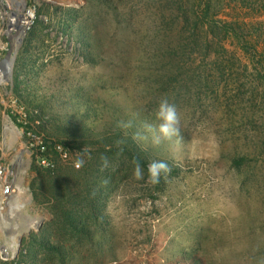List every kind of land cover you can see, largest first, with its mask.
<instances>
[{
    "label": "rangeland",
    "instance_id": "obj_1",
    "mask_svg": "<svg viewBox=\"0 0 264 264\" xmlns=\"http://www.w3.org/2000/svg\"><path fill=\"white\" fill-rule=\"evenodd\" d=\"M8 1L17 13L33 16L22 20L25 34L19 41L12 33L11 83L9 89L0 85V264H59L46 244L69 252L61 257L71 264L74 259L79 264H264V113L252 78L225 73L218 83L206 80L201 88L186 76L178 90L157 91L137 34L147 20L144 0L91 2L92 10L110 2L124 15L133 12L134 31L117 27L111 12H94L91 30L84 32L92 47L96 41L102 46L94 54L118 55L116 68L86 64L79 54L78 26L69 14L87 0H75V6L25 0L26 10L19 5L24 0ZM2 30L0 60L7 58L10 45ZM111 83L121 89L98 92L117 118L128 115L120 102L130 98L144 111L152 101L158 109L165 99L177 108L182 134L153 145L156 127L143 135L151 161H164L170 169L157 184L148 177L136 180L134 166L120 154L91 161L65 148L43 121L44 113L73 118L72 111L67 117L65 102L82 108L99 98L97 87ZM152 115L147 127L156 122ZM29 134L46 142L50 166L29 149ZM58 146L67 151L66 158ZM78 158L84 160L79 169ZM116 172L125 173L114 181ZM13 182L15 195L2 196V188H13ZM85 217L89 223L83 225ZM73 219L91 231V241L76 234Z\"/></svg>",
    "mask_w": 264,
    "mask_h": 264
},
{
    "label": "trees",
    "instance_id": "obj_2",
    "mask_svg": "<svg viewBox=\"0 0 264 264\" xmlns=\"http://www.w3.org/2000/svg\"><path fill=\"white\" fill-rule=\"evenodd\" d=\"M92 1L94 0H87L84 7L69 14L72 22L78 26L79 54L86 64L119 67L118 55L101 57L97 52L94 54L92 50L98 51L102 46L96 41L92 47L84 37V32L91 30L89 21L94 12L99 13V16L111 12L117 27L123 26L124 30L134 31L136 26L131 22L133 12L124 15L122 10L110 2L105 9L97 6V9L92 10ZM97 1L99 5L106 2ZM143 8L147 20L142 28H138L137 34L139 43L145 50V58L142 57V60L157 91L178 90L186 82V76L191 77L199 86L202 82L206 83V80L214 85L225 73H242L246 78H252L253 81H249L254 82L256 101L264 113V0H144ZM141 29L142 32L139 33ZM191 70H202L208 75L204 77L201 72L189 76ZM215 87L216 85L209 88L214 90ZM118 89H121L118 84H102L97 87L99 98L91 100L90 104L77 108L68 102L64 103L67 117L69 111H72L73 118L44 113L43 121L49 123V131L54 133L53 136L51 134L52 138L65 148L86 154L91 161L117 154L124 156L132 166L134 160H139L144 169V178H147L148 164L153 156L143 148V135L149 130L146 122L152 113L156 122L152 121L151 126L158 127V109L152 101L145 106L144 111L137 101L130 98L129 103L120 102V105L127 106L125 113L128 112V115L117 118L110 114L111 107H108L107 100H100V94ZM99 90L102 92H98ZM85 100H89V97ZM103 120L105 123L98 129ZM129 124L130 127L126 126ZM96 128L98 130L93 133ZM138 133L139 138H136ZM179 134H182L180 128ZM149 144L153 145L152 140ZM89 165L87 163L85 166ZM120 173L125 172L112 175L114 181ZM93 177L89 178V182H92ZM106 179L107 175L101 177V181ZM71 222L74 225L76 219ZM86 222L89 223V220L85 217L81 223L86 225ZM74 226L76 234L87 237L89 241L93 239L86 226ZM43 247L62 260L59 264H71L61 257L69 252L60 245L46 244ZM74 260L75 264H79L78 259ZM21 262L22 260H18L17 264Z\"/></svg>",
    "mask_w": 264,
    "mask_h": 264
},
{
    "label": "clouds",
    "instance_id": "obj_3",
    "mask_svg": "<svg viewBox=\"0 0 264 264\" xmlns=\"http://www.w3.org/2000/svg\"><path fill=\"white\" fill-rule=\"evenodd\" d=\"M156 118L160 121L158 127L156 128V132H158V135H155L153 137V143H159L161 138L163 139H171L173 136L177 135L179 132V123L180 118L177 111V108L174 104L169 103L166 99L162 100L159 104ZM126 126H131L126 125ZM149 130H152V126H148ZM139 138V133L137 134V137ZM84 151V149H83ZM84 164V160L82 158H78L75 162V166L77 168L82 167ZM107 164V161L105 160V166ZM134 168H133V177L136 180H141L144 178V169L142 164L139 160L133 161ZM148 182L152 184H157L160 181L161 174L168 173L170 171L168 165L164 161H157L153 160L148 164Z\"/></svg>",
    "mask_w": 264,
    "mask_h": 264
},
{
    "label": "flooded vegetation",
    "instance_id": "obj_4",
    "mask_svg": "<svg viewBox=\"0 0 264 264\" xmlns=\"http://www.w3.org/2000/svg\"><path fill=\"white\" fill-rule=\"evenodd\" d=\"M19 5L22 7L23 10H26V8L28 7V3L25 0L20 1ZM6 12L7 13H5L4 17L0 14V27L2 26L3 28V38L5 37L7 42L10 43V45H8V48L6 49V55H8L9 53L14 54L15 51L11 43V40L13 39L12 33L15 34V39L17 41H19L20 37L24 36L25 28L22 26L26 25V23L22 20L27 19L28 16L26 15V13H17L16 10L9 8L6 9Z\"/></svg>",
    "mask_w": 264,
    "mask_h": 264
},
{
    "label": "built area",
    "instance_id": "obj_5",
    "mask_svg": "<svg viewBox=\"0 0 264 264\" xmlns=\"http://www.w3.org/2000/svg\"><path fill=\"white\" fill-rule=\"evenodd\" d=\"M29 135L31 137L29 140V149L32 152L37 153V155L41 156L40 161L44 166H47V167L50 166L51 165L50 160L47 157H45V155H44L47 152V144L44 141V139L37 137V136H34V135H31V134H29ZM57 150L60 152L62 157L66 158L68 156L67 151L64 150L63 148H61L60 146L57 147ZM77 169H79V168H77ZM2 176H3V169H2V166L0 165V180L2 179ZM12 191H14V190H13V188H11L10 185H5L2 188L1 194H2V196L5 197V196L10 195L12 193Z\"/></svg>",
    "mask_w": 264,
    "mask_h": 264
},
{
    "label": "water",
    "instance_id": "obj_6",
    "mask_svg": "<svg viewBox=\"0 0 264 264\" xmlns=\"http://www.w3.org/2000/svg\"><path fill=\"white\" fill-rule=\"evenodd\" d=\"M85 0H82V3H84ZM61 4L67 5V6H75L77 5L75 3V0H61ZM81 3V4H82ZM5 8H9L8 4H5ZM13 10H16V8H13ZM17 11V10H16ZM19 15V14H18ZM32 16H28V20H31ZM16 55V50L14 51V54L9 53L7 55L6 59L0 60V71H3L2 77L4 78L5 82L0 78V85L4 86L9 89V84L11 83V74H12V68H11V63H8V59L12 58ZM10 68V69H9ZM10 71V73H9Z\"/></svg>",
    "mask_w": 264,
    "mask_h": 264
},
{
    "label": "crops",
    "instance_id": "obj_7",
    "mask_svg": "<svg viewBox=\"0 0 264 264\" xmlns=\"http://www.w3.org/2000/svg\"><path fill=\"white\" fill-rule=\"evenodd\" d=\"M5 4H8V6H9V9H12L11 7H10V5H9V1L8 0H0V14H1V16H5V13H7L6 12V8H5ZM3 17H2V19H3Z\"/></svg>",
    "mask_w": 264,
    "mask_h": 264
},
{
    "label": "bare ground",
    "instance_id": "obj_8",
    "mask_svg": "<svg viewBox=\"0 0 264 264\" xmlns=\"http://www.w3.org/2000/svg\"><path fill=\"white\" fill-rule=\"evenodd\" d=\"M28 13H29V16H33V13H32L31 11H28ZM9 69H10V68H9ZM9 73H10V71H9ZM0 78H2V72L0 73ZM12 186H13V188H14V191H12V193H11L10 195H8L9 197L15 195V193L18 191V186H17V184H15V183L13 182V183H12Z\"/></svg>",
    "mask_w": 264,
    "mask_h": 264
}]
</instances>
